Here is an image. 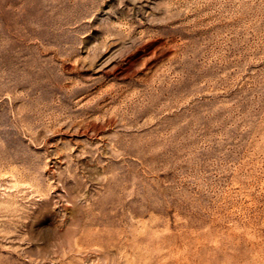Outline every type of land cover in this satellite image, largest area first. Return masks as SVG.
Listing matches in <instances>:
<instances>
[{
	"label": "rangeland",
	"instance_id": "rangeland-1",
	"mask_svg": "<svg viewBox=\"0 0 264 264\" xmlns=\"http://www.w3.org/2000/svg\"><path fill=\"white\" fill-rule=\"evenodd\" d=\"M0 264H264V0H0Z\"/></svg>",
	"mask_w": 264,
	"mask_h": 264
}]
</instances>
